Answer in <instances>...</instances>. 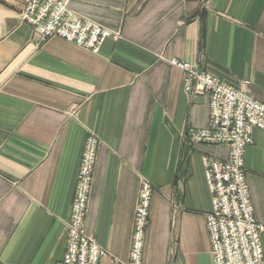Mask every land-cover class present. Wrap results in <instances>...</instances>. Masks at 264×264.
I'll list each match as a JSON object with an SVG mask.
<instances>
[{"label":"crops","instance_id":"crops-1","mask_svg":"<svg viewBox=\"0 0 264 264\" xmlns=\"http://www.w3.org/2000/svg\"><path fill=\"white\" fill-rule=\"evenodd\" d=\"M25 1L0 0V264H61L90 133L85 229L106 251L99 264H127L142 181L153 188L142 264H213L203 158L229 146L191 141L208 97L186 92L172 61L264 103V0H69L110 31L98 52L42 40L18 16ZM244 168L264 227V131L253 130Z\"/></svg>","mask_w":264,"mask_h":264},{"label":"built area","instance_id":"built-area-1","mask_svg":"<svg viewBox=\"0 0 264 264\" xmlns=\"http://www.w3.org/2000/svg\"><path fill=\"white\" fill-rule=\"evenodd\" d=\"M69 0H27L19 13L42 40L60 37L98 52L110 31L68 8ZM186 72L184 89L208 97L209 119L203 128L189 131L193 143L227 144L226 158H203L204 175L211 195L205 215L213 264H264L261 231L256 220L244 168V152L254 129L264 131V103L244 88L227 85L196 65L172 61ZM247 83V82H245ZM98 140L85 139L74 199L67 226V243L61 264H99L106 251L85 229V218L97 159ZM152 185L142 181L135 208L127 264H142Z\"/></svg>","mask_w":264,"mask_h":264},{"label":"rangeland","instance_id":"rangeland-1","mask_svg":"<svg viewBox=\"0 0 264 264\" xmlns=\"http://www.w3.org/2000/svg\"><path fill=\"white\" fill-rule=\"evenodd\" d=\"M26 2H27V0L25 1V3H24V5L26 4ZM69 4V3H68ZM24 5L22 6V8L24 7ZM22 8L20 9V11L22 10ZM69 8V7H68ZM70 10V9H69ZM20 11H19V13H20ZM18 16H19V14H18ZM209 73V72H208ZM212 75V74H211ZM215 77V76H214ZM217 78V77H216ZM220 80V79H219ZM221 81V80H220ZM223 82V81H222ZM224 83V82H223ZM225 84H227V83H225ZM227 85H229V84H227ZM230 86H233V85H230ZM234 87H237V86H234ZM238 88H240V87H238ZM242 88V87H241ZM248 93V92H247ZM252 97V96H251ZM253 98V97H252ZM255 99V98H254ZM257 100V99H256ZM259 101V100H258ZM261 102V101H260ZM213 157V156H212ZM221 159V158H220ZM223 159V158H222ZM89 198H90V196H89Z\"/></svg>","mask_w":264,"mask_h":264}]
</instances>
